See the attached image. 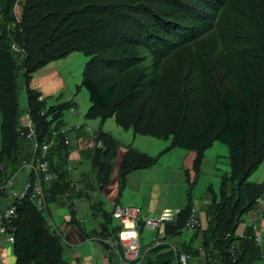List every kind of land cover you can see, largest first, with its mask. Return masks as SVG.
Wrapping results in <instances>:
<instances>
[{"label": "trees", "instance_id": "obj_1", "mask_svg": "<svg viewBox=\"0 0 264 264\" xmlns=\"http://www.w3.org/2000/svg\"><path fill=\"white\" fill-rule=\"evenodd\" d=\"M19 2L0 0V168L4 167V177L12 176L23 159L34 155L33 142L23 127L29 117L41 150L52 143L49 153L39 156L59 175L45 189L48 204L68 194L82 198L88 190L101 191L110 185L121 142L102 127L96 131L91 140L94 147L80 155L91 161L96 185L89 182L75 192L68 165L75 149L72 135L78 129L71 123L76 103L47 106L41 93L30 87L33 76L48 64L83 52L88 58L83 74L91 102L88 120L99 119L103 125L114 117L136 135L170 141L161 156L175 149L196 153L194 177L186 172L187 205L174 221L165 223V240L181 235L192 218L193 191L207 151L217 142L228 147L230 172L222 175L217 192L212 185L207 188L208 225L195 235H201L203 253L191 245L177 254L166 245L142 246V261L175 264L183 253L202 256L205 264L264 260V248L256 242L253 228H247L243 237L236 235L244 217L264 198V183L249 182L264 162V0H24L20 19L15 15ZM188 22L195 25L186 26ZM210 35L217 45L210 42L205 51L219 52L225 61L181 55ZM21 84L27 95L25 118L19 104ZM68 113L70 119L65 118ZM64 128L69 131L63 132ZM67 137L70 145L65 143ZM127 148L118 171L119 193L125 191L130 173L153 168L160 159ZM6 193H0V215L10 205ZM71 199V221L77 226ZM16 208L15 244L7 264H69L63 237L49 226L34 200L24 199ZM103 216L106 222L97 236L116 239L121 226L112 229L111 215L103 212ZM145 228L140 222L139 234ZM115 256L110 255L111 264Z\"/></svg>", "mask_w": 264, "mask_h": 264}, {"label": "rangeland", "instance_id": "obj_2", "mask_svg": "<svg viewBox=\"0 0 264 264\" xmlns=\"http://www.w3.org/2000/svg\"><path fill=\"white\" fill-rule=\"evenodd\" d=\"M23 3H24V0H20L19 4L17 5L15 9V15L19 19L21 18V14H22ZM193 25H195L193 24V22H188L186 24V26H193ZM215 30L211 31V34L215 33L216 32ZM210 42H213L215 45H217L215 37L210 35V39L207 41L203 42V38H202L199 42L200 44L197 45V48L195 47L187 48V49L182 50L180 53L183 56H188V55L206 56V58L212 59L215 62L225 61V59L220 57L219 52L210 53L209 50L208 52L205 51V49L206 50L209 49ZM187 47H190V46H187ZM87 60L88 58L83 52H74L63 59L54 61L48 64L47 66H45L43 69H41L39 72H37L33 76L30 87L33 89H39L41 91V93L46 99L47 106H53V105L59 106L61 104H65L69 102L76 103L75 108L78 113V116L75 118V121H73V124H76L78 126H84L85 131L87 127H90L94 131H98L102 127V130L104 132L111 134L114 138H116L117 140H119V142H121L123 149L127 150L128 149L127 147L129 146V147H133L139 150L140 152L150 154L151 156L160 157L157 165L163 164V166H161L160 168L161 171L169 175L170 172H167L166 165L174 164L175 161L178 159V156L175 155L174 152L180 151V150H172L171 152L165 153L161 156L163 151H165L169 147L170 141L156 139V138L144 136L141 134L136 135L133 131L134 129H127L125 127L118 125L114 117L107 119L103 123V125L101 124V121L99 119L88 120L85 117L87 111L89 110L91 106L89 93L87 89L85 88V86H83V82H84L83 74L86 69ZM149 63L150 61H146L145 64L149 65ZM225 65H227L226 62H225ZM177 66H180V65L177 64ZM181 66L186 67L185 65H181ZM218 69L219 67L215 68V71H217ZM125 80L129 81L127 77L125 78ZM19 104H20V110L22 114L25 115L27 111V95H26V87L23 84H21V87H20ZM68 115L69 113L66 115L65 117L66 119ZM0 128H1V114H0ZM85 145L88 146V144H85ZM215 145L216 146L211 148L210 149L211 151L209 150L210 152L207 154H209L208 156L210 157L212 155L220 156L218 158L220 162V164L218 165L219 169H217L219 171L216 176L217 170L215 169V162H213V165L207 164V166H204L203 171H202L203 173L201 174V179L196 184L195 189H194V201L193 202H194L196 209L198 208L199 210H202L205 199H207L206 193H207V188L209 184L211 183L218 184V181L220 182V177L223 174L230 171L229 170L230 166L226 164L229 162L228 161L229 151H228L227 145L221 142H217ZM74 147L76 148L73 150H76V151H74L73 156L77 155V153L81 155V152L77 150L79 149V147L76 145ZM87 150L89 152L90 149H87ZM82 151L87 152L84 149ZM79 165H80V161L79 163L71 162L68 165L69 179L74 184L75 192L80 191V189L82 188L88 187L90 183H92L93 185H96L95 177L94 176L92 177V174H91L92 172L82 171L81 170L82 167H79ZM219 174L221 175L218 176ZM183 179H184V182H186V177L184 174H183ZM172 181L174 182V179ZM86 182L88 183L86 184ZM249 182L264 183V162L259 166V168L255 172H253V174L249 178ZM148 186H149V183L146 184V188ZM215 187H214L215 189H218L219 185ZM118 188H119V185H118ZM98 191L99 190L96 189V192ZM118 191H119L118 189L115 190V192H118ZM157 191L159 193V196L163 197L164 193L167 192V188L164 186H161L158 188ZM96 192H91L88 190L87 193H91L90 195L93 197L94 193ZM175 193H180V187L176 188ZM96 196H98V193H96ZM73 197L75 199L78 196H74L73 194H68L64 197H59L55 202L49 203V210L51 211V216L54 219V223H55L54 227H51V228L53 229L57 228L61 230L60 228L63 226V224L66 221V218L69 215V210L67 207H62L58 205L71 204L72 203L71 198ZM108 198L109 196H107V199ZM98 199L99 198L97 197L95 200V205L97 203H100ZM157 201L159 202L160 199H158ZM176 202L177 200L175 199V203ZM107 205L109 206V208L110 206H112L109 203ZM143 216H145L146 218H150V219L156 218L154 213H150V216L149 215L148 216L143 215ZM159 217L160 215L158 216V218ZM244 220L248 223L249 216H245ZM244 228H245V225L243 222L242 224H240L239 228L237 229L236 235L242 236ZM155 233L156 232L153 229L146 228L142 235L143 245H148L152 241L153 235ZM193 235H194L193 231H184L183 235L181 236L184 239L190 240ZM168 244L172 245L169 242V240H168ZM196 244H198V242L195 241L194 245ZM105 245L107 244L105 243ZM92 246L94 247V245ZM91 248L92 247H90L89 245H85L83 249L78 248L77 252L80 253V260H78L76 255L71 252V254L69 255L67 254L66 261L69 264H95V263L96 264H111V260L106 263V261L103 259V256H104L103 249H98L97 247H94L95 252L91 254L90 253ZM68 249H73V247L65 246V250H68ZM116 257L118 258L119 256L116 255L115 258H112L113 259L112 261L115 262ZM114 262L112 264H115ZM195 264H198V263H195Z\"/></svg>", "mask_w": 264, "mask_h": 264}, {"label": "crops", "instance_id": "obj_3", "mask_svg": "<svg viewBox=\"0 0 264 264\" xmlns=\"http://www.w3.org/2000/svg\"><path fill=\"white\" fill-rule=\"evenodd\" d=\"M37 90L41 93V91L39 89H37ZM42 98L45 99V97L41 93V99ZM27 109H28V107H27ZM25 116H27V114L23 115V117H25ZM77 116H78V113L76 112V114L71 118L72 125L74 127L76 126V128L80 127V129H76L74 131V134L72 135L73 145L74 146L76 145L79 147V149H77L79 152H81L83 149L86 151H87V149L91 150V148L94 147V143L91 140H92V138H94L95 135L89 134L87 132V130L85 131L84 126H78L76 124H73V121H75V118ZM94 133L96 134V131H94ZM91 143H93V144H91ZM85 144H88V146H86ZM214 146H216V145L214 144ZM175 150H180V151L174 152V154L178 156V159L175 161L174 164L166 165L167 172H170L169 175L167 173H164L161 171L160 168H161V166H163V164L154 166L153 168H150L147 170H138V171L132 172L127 176V187H126L125 191L123 193H119V191L115 192L116 189L119 190V188H118V185H119L118 171L120 169V165H121L120 163H121L122 158H123L125 151H126L125 149H123V147H121L119 150L118 158H117V164H116L115 170L113 172V175L111 177L110 185L108 187H106L104 190H102L101 192L95 191L96 193H98V196H96V193H94L93 197L90 195L91 193H86V195H85V193L82 194V198H79V196L76 195L78 197H76L74 199V201H75L74 204L76 205L75 210L77 211V216H76V219L78 222L77 226H75V224H73V222L71 221L72 216H71L70 211H69V215L66 218L65 223L60 228L61 230H59L57 228H56L57 230L54 229L59 234H61V236L63 237L65 259H66L67 254L69 255L72 252L76 255L77 259L80 260V253L77 252V249L78 248L83 249L85 247V245H89L90 247H92L90 249L91 254H93L95 252L94 247H97L98 249L104 250L103 259L106 261V263L111 260L110 257L108 258L105 255V252L108 251L104 248V244L106 243L105 240L102 239L101 237L97 236L96 232L100 233L101 232V225L106 222V220L103 216V212H106L109 215H111V218H112L111 228L112 229L120 226L118 221L112 217L114 209L117 205L137 206V207H140L142 209L143 215H147V216L149 215L150 216V213H154L156 218H158V216L161 215L163 213V211L166 209H173V210L177 211V213L179 214L180 211L183 210L187 205L188 184H187V181L184 182L183 174L186 177V172L188 170V172L190 173V177L191 178L194 177L192 167H193V163H194V160L196 157V153L194 151H185L182 149H175ZM209 150L207 151V153H209L211 151V150L210 151ZM74 151H76V150L72 151L71 162L79 163V161H80L79 167H82L81 168L82 171L92 172L91 171V167H92L91 161L89 159H87V160L86 159L85 160L80 159V155L78 153H77V155L73 156ZM207 153H206L207 157L205 158V160L203 162L202 171H203L204 166H207V164L213 165V162H215V169L216 170L219 169L218 165L220 164V162H219L218 158L220 156L219 155H217V156L212 155L210 157V156H208L209 154H207ZM226 164L229 165V162ZM218 171L219 170H217V172H216V176H217ZM229 172H227V173H229ZM91 174L93 177L94 174L93 173H91ZM220 175L221 174H219L218 176H220ZM58 177H59V175H58ZM221 177H220V181H221ZM173 179H174V182L172 181ZM91 182H93V181H91ZM148 183H149V186L146 188V184H148ZM210 185H212L213 187L218 186V185L220 186V182L218 181V184L211 183V184H209V186ZM161 186H164L167 188V192L164 193L163 197L159 196V193L157 191L158 188ZM177 187H180V193H175V190ZM215 188H214V190L217 192L219 190V188L218 189H215ZM206 194H207V199H205V202L203 204L204 206H203L202 210H199L198 208L196 209L194 202H193V205H194L193 214L195 213V218L200 223L199 229H205L208 225V215L206 213V209L210 203V195H209V193H206ZM107 196H109L108 199H107ZM97 197L99 198L98 201L100 203H97L95 205V200ZM158 199H160L159 202L157 201ZM175 199L177 200L176 203H175ZM193 201H194V191H193ZM108 203L112 205V206H110V208L107 205ZM262 203L264 204V198H262ZM98 204H101V206L99 207ZM58 206L67 207L69 210V205H67V204L58 205ZM94 207H96V208H94ZM45 216L47 217L48 222H49V219H52L54 222V219L51 216V211L49 210V208H48V211L45 214ZM247 216H249V222L247 223L244 220L245 228L243 230L242 236H239V237H243L245 235V230L247 228L255 227L256 228V232L254 231L255 235L262 237V243L260 245H261V247L264 248V213L260 215L259 220L257 221L256 225H255L256 220H255V216H254L253 211L251 213H249ZM49 226H50V223H49ZM81 228L83 229L84 234L81 233V231H80ZM199 229L193 230L194 235L192 236V238L190 240L184 239L181 236V235H183L184 231H188V230H186V228H184L181 235H178V236L173 237V238H168V240L172 244V246H174L175 248H177L179 250L182 249L183 246H190L191 245L192 248H194V249L199 248L203 253V250L201 248L202 247V241H201L200 233H199L198 238H195V235L197 234ZM144 230H143V232H144ZM143 232L140 233V242H141V245L146 248V247L151 245L152 241L148 245H143V237H142ZM155 232L156 233L153 235V238L156 235H158V232L157 231H155ZM161 232H163V231H161ZM153 238H152V240H153ZM108 239H112V237L110 236ZM170 240H172V241H170ZM195 241L198 242V244L194 245ZM91 244L94 245V247ZM65 246L73 247L74 250L73 249L65 250ZM10 253H11V250L9 251V254ZM112 258H115V257H112ZM195 261H198V264H205L206 263L204 257H202V256L194 257L192 255V259L189 260L188 262H186V264H195V263H197ZM114 263L115 264H125L119 257L118 258L116 257V261ZM143 264H145V261L143 262ZM175 264H180V263H178V259H177V262H175ZM258 264H264V260H261Z\"/></svg>", "mask_w": 264, "mask_h": 264}, {"label": "built area", "instance_id": "obj_4", "mask_svg": "<svg viewBox=\"0 0 264 264\" xmlns=\"http://www.w3.org/2000/svg\"><path fill=\"white\" fill-rule=\"evenodd\" d=\"M70 112L75 114L74 109H71ZM23 127L26 129L25 133L27 134V139L33 142V157L31 159H23L16 172L7 178L4 177V167L0 168V193L6 191L7 201L10 203L9 207L2 210L0 215V264H7L9 251L15 244L16 228L13 221L17 209L16 204L31 197L39 210L46 214L49 204L47 202L45 189L48 184L58 178L57 173L50 171L51 165L49 162L39 156L40 153L43 155L49 153L52 143L42 146L41 150V146L37 141L33 122L29 117L24 121ZM78 129H80V127ZM86 130L89 134L95 135L91 128L87 127ZM62 131L67 132L69 129L64 128ZM65 141L67 145H70V139L68 137ZM253 213L256 225L260 215L264 213L262 199L259 200ZM177 214V211L173 209H166L159 218L150 219L143 216V211L140 207L117 205L114 209L113 217L121 226V231L116 239L112 238L105 240L106 244L109 246V248L106 249L108 251H106L105 255L109 257L115 254L119 256L125 264H143V247L140 242L139 234L140 222L144 223V227L151 228L158 232V235L153 238L149 249L151 247L166 245L177 254L178 249L169 245L168 241L165 240L166 232L164 230L165 223L174 221ZM49 223L51 227H54L55 224L52 219H49ZM185 228L188 231L200 228V223L196 220L195 213L192 215L191 220L187 223ZM253 229L256 232V228L253 227ZM255 236L256 242L260 245L262 243V237L258 235ZM235 247L236 245H233L232 251L235 250ZM191 259V254L184 253L178 258V263L186 264V262Z\"/></svg>", "mask_w": 264, "mask_h": 264}]
</instances>
